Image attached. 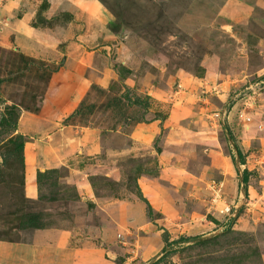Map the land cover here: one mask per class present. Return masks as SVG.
Instances as JSON below:
<instances>
[{
    "label": "rangeland",
    "instance_id": "1",
    "mask_svg": "<svg viewBox=\"0 0 264 264\" xmlns=\"http://www.w3.org/2000/svg\"><path fill=\"white\" fill-rule=\"evenodd\" d=\"M0 78V264H264V0H0Z\"/></svg>",
    "mask_w": 264,
    "mask_h": 264
},
{
    "label": "trees",
    "instance_id": "2",
    "mask_svg": "<svg viewBox=\"0 0 264 264\" xmlns=\"http://www.w3.org/2000/svg\"><path fill=\"white\" fill-rule=\"evenodd\" d=\"M11 53H12V55L15 56V58H17L19 60L20 64H23V67L22 68H24V67L26 68V66L29 64V62H28L29 60H31V61L34 60L33 58H31L29 56H26V55L22 54L21 52H14L13 51ZM2 80H3V78H0V82ZM24 107L27 108L28 110L30 109L28 106H24ZM90 107H92V106H90ZM31 111H34V110H31ZM79 111H80V109L79 108H76L74 112H72L71 114H68L66 116V118L64 119V121L71 120V118H73L75 116V113H78ZM245 171L246 170L243 171L244 174H242V176H241V179H242V181L244 183L246 182V179H247V174H246L247 171L246 172ZM150 264H155V262H152Z\"/></svg>",
    "mask_w": 264,
    "mask_h": 264
},
{
    "label": "crops",
    "instance_id": "3",
    "mask_svg": "<svg viewBox=\"0 0 264 264\" xmlns=\"http://www.w3.org/2000/svg\"><path fill=\"white\" fill-rule=\"evenodd\" d=\"M257 199H259L262 195L259 192H256V195H254Z\"/></svg>",
    "mask_w": 264,
    "mask_h": 264
}]
</instances>
